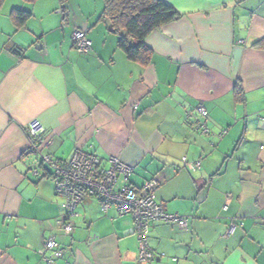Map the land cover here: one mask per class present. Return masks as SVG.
Instances as JSON below:
<instances>
[{"label":"crops","instance_id":"crops-1","mask_svg":"<svg viewBox=\"0 0 264 264\" xmlns=\"http://www.w3.org/2000/svg\"><path fill=\"white\" fill-rule=\"evenodd\" d=\"M164 1L181 16L148 34L145 65L118 46L103 0H68L65 13L59 0L0 4V264H45L49 238L63 250L53 264H264V47L253 46L264 38V0ZM13 8L31 13L19 28ZM80 28L87 53L72 42ZM198 105L205 134L186 116ZM32 119L44 127L41 154L117 157L133 166L128 184L156 180V201L187 227L152 221L154 257L139 262L132 217L87 197L65 234L64 199L39 154L26 152Z\"/></svg>","mask_w":264,"mask_h":264},{"label":"built area","instance_id":"built-area-1","mask_svg":"<svg viewBox=\"0 0 264 264\" xmlns=\"http://www.w3.org/2000/svg\"><path fill=\"white\" fill-rule=\"evenodd\" d=\"M72 42L75 49L81 53H87L92 46L85 28L74 31ZM186 116L188 119H195L196 130L204 134L209 132L208 113L202 105L196 106L194 111H189ZM25 132L28 137L26 152L39 154L40 162L49 169L55 192L64 199L62 204L64 219L61 228L65 234L72 231L71 218L75 215L77 205L87 197L95 198L102 212L113 207L119 216L127 214L132 217V232L138 243L139 262H149L154 257L148 246V233L152 221L162 220L175 223L179 228L187 227V217L167 213L162 204L156 201L154 196L156 180H147L140 186L128 184L134 170L132 165L112 156L103 165L98 156L79 148L74 150L68 160L58 161L48 154L40 153L38 139L44 133V127L38 119L29 121ZM182 161L191 172L200 168L199 161H187L185 158H182ZM33 172L37 174L36 169ZM235 227L236 224L231 221L228 232L233 231ZM40 253L45 264H53L55 259L62 257L63 250L57 241L49 238L44 242Z\"/></svg>","mask_w":264,"mask_h":264},{"label":"trees","instance_id":"trees-1","mask_svg":"<svg viewBox=\"0 0 264 264\" xmlns=\"http://www.w3.org/2000/svg\"><path fill=\"white\" fill-rule=\"evenodd\" d=\"M4 0H0V4ZM33 3L36 0H23ZM65 13L68 0H59ZM29 11L13 8L10 18L16 28L22 26L30 17ZM181 16L164 0H103L102 17L119 35L118 46L126 57L140 64H147L152 51L145 39L152 31L179 19ZM253 46L264 47V38L256 41ZM235 98L243 100V90L239 83L234 87Z\"/></svg>","mask_w":264,"mask_h":264}]
</instances>
